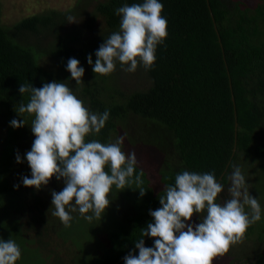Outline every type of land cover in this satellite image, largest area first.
I'll list each match as a JSON object with an SVG mask.
<instances>
[{
	"label": "trees",
	"instance_id": "1",
	"mask_svg": "<svg viewBox=\"0 0 264 264\" xmlns=\"http://www.w3.org/2000/svg\"><path fill=\"white\" fill-rule=\"evenodd\" d=\"M138 2L79 0L72 11L33 13L9 27L2 23L0 2V132L6 134L0 159V237L20 246L16 264L44 261V224L59 227L52 233L66 253L77 252L82 236L98 243L86 264H123L135 250L140 229L152 219L149 209L160 207L159 195L183 170L214 172L225 186L218 197L223 202L230 196L232 167L239 166L264 210V0H162L168 35L157 47L154 64L127 72L117 63L112 73L95 74L86 58L92 54L95 62V50L119 30L115 9ZM74 15L83 18L78 26H70L68 17ZM70 57L85 68L83 83L70 79ZM41 59L52 62L55 71H47ZM53 80L67 83L89 110H110L105 127L86 140L122 138V150L136 155L132 182L124 189L113 186L109 207L92 222L77 211L66 226L52 214L51 191H60L63 180L53 177L47 192L21 183L30 168L15 156L31 148L34 117L18 111L29 99L19 85L39 88ZM13 118L25 125L11 127ZM46 214H52L50 219ZM263 239L264 212L238 239V249L214 256L212 264H264ZM144 240L151 246L152 238Z\"/></svg>",
	"mask_w": 264,
	"mask_h": 264
},
{
	"label": "clouds",
	"instance_id": "2",
	"mask_svg": "<svg viewBox=\"0 0 264 264\" xmlns=\"http://www.w3.org/2000/svg\"><path fill=\"white\" fill-rule=\"evenodd\" d=\"M163 8L162 0H140L116 8L119 30L104 38L95 50V62L92 54L86 58L93 72L108 75L117 63L127 72H135L138 66L151 67L158 45L168 35ZM68 19L73 22V17ZM66 70L70 79L83 83L85 68L76 57L68 58ZM19 92L29 93V99L18 111L34 117L31 148L23 157L19 152L15 156L17 163L26 161L30 168L31 174L21 177L22 185L40 189L53 177L63 180L60 191H51L53 215L66 226L72 212L78 211L89 222L101 219L110 205L113 186L124 189L130 184L137 163L134 152L122 150V138L108 143L86 140L105 127L110 110H89L67 83L55 80L39 88L21 83ZM9 123L13 128L25 125L16 118ZM224 187L214 172H178L174 183L159 195L160 207L149 209L152 219L134 241L138 251H129L123 264H212V258L227 252L264 212L239 166H233L230 173L229 198L219 202ZM139 194L143 196L145 190L139 189ZM194 214L199 222L192 220ZM145 237L152 238L151 246H146ZM21 255L15 240L0 237V264H16Z\"/></svg>",
	"mask_w": 264,
	"mask_h": 264
},
{
	"label": "rangeland",
	"instance_id": "3",
	"mask_svg": "<svg viewBox=\"0 0 264 264\" xmlns=\"http://www.w3.org/2000/svg\"><path fill=\"white\" fill-rule=\"evenodd\" d=\"M78 1L79 0H0L3 9L2 10L3 15L1 20L6 27H9L16 20L29 16L33 13H42L50 9L61 12L72 11L73 9H75V5L78 3ZM82 4L83 3H81V5ZM71 17H73V22L70 23V26L71 25L78 26L83 20L82 16L74 15ZM40 62L43 66L48 67L47 71L50 72L55 71V70H51L56 68V66L52 62L44 63L43 59H41ZM3 121L4 118L0 116V123H3ZM0 137H1L0 140V159H1V155L5 149L4 146L6 145V141H5L6 134L0 132ZM30 174L31 173H29V175ZM49 185L50 184L48 183L47 186H43L41 190L43 189L42 190L43 192H47ZM52 214L51 215L46 214V219H50ZM192 220L195 222H199L197 218H192ZM44 225H45V230H47L48 233L46 234V236H44V238L42 237L40 238V241H43L42 248L44 251L43 253L45 255L43 256L44 261L41 262V264H86L88 259H90L91 256L93 257V255L97 252V249L99 248L98 243L92 242V240H89L87 242L83 239L82 236L81 240L79 241V244L81 245L80 247L81 249L79 248L80 251L77 247H75L77 252H75V250H70L69 253H66L68 248H65V244H63L61 240L57 239L55 234H53L55 233L54 230L57 231L59 227L55 226L53 230L52 227L47 226V224ZM237 242L238 240L236 241L235 244L230 245L229 248L233 250H237L238 244L242 243V242L240 243Z\"/></svg>",
	"mask_w": 264,
	"mask_h": 264
},
{
	"label": "bare ground",
	"instance_id": "4",
	"mask_svg": "<svg viewBox=\"0 0 264 264\" xmlns=\"http://www.w3.org/2000/svg\"><path fill=\"white\" fill-rule=\"evenodd\" d=\"M224 189H225V188H224ZM255 193H256V192H255ZM222 194H223V193H222ZM222 194H221V195H222ZM227 194H228V193H227ZM257 197H258V196H257ZM260 199H261V198H260ZM259 240H261V239H259ZM263 240H264V239H263ZM88 245H89V244H88Z\"/></svg>",
	"mask_w": 264,
	"mask_h": 264
},
{
	"label": "water",
	"instance_id": "5",
	"mask_svg": "<svg viewBox=\"0 0 264 264\" xmlns=\"http://www.w3.org/2000/svg\"><path fill=\"white\" fill-rule=\"evenodd\" d=\"M236 127H237V123L235 122V129H236Z\"/></svg>",
	"mask_w": 264,
	"mask_h": 264
}]
</instances>
